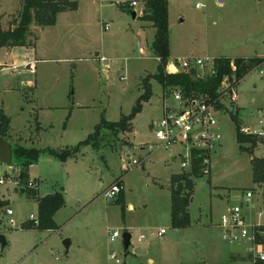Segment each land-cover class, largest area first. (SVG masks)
Segmentation results:
<instances>
[{"label": "rangeland", "instance_id": "obj_1", "mask_svg": "<svg viewBox=\"0 0 264 264\" xmlns=\"http://www.w3.org/2000/svg\"><path fill=\"white\" fill-rule=\"evenodd\" d=\"M20 1L0 0L3 29L7 30L17 16ZM77 1L78 10L58 15L53 27L32 25L29 50L18 47L11 53L9 48L0 47V62L6 63L0 71V110L4 109L11 121L8 142L43 151L28 171L30 182H38L39 197L58 192L66 197L65 206L55 216L58 232L22 229L32 215L38 219L39 199L24 187L22 192L16 184L22 167L0 164V178L6 171L13 172L12 179L0 186V202L4 203L0 207V234L8 242L6 248L0 246V264H115L109 259L113 250L123 254V264H244L232 261L230 252L244 254L246 247L225 243L219 225L229 209L241 203L249 224L261 222L264 183L255 181L254 167L264 161V144L252 149L253 145L246 143V150L241 151L232 116L237 113L241 127L256 125L255 112L249 111L263 104L260 91L264 90V79L258 72L250 73L242 82L243 94L238 96L237 105L217 115L222 140L211 153L210 169L193 177L191 226L175 230L171 225L172 179L192 168L183 170L180 158L177 163L172 161L171 154L178 156L182 147L173 148L172 153L141 152L155 142L154 129L163 114L164 87L150 78L158 70V60L149 49L156 32L153 27L144 28L147 22L139 19L149 0ZM132 1L138 3L136 19L132 11L122 9ZM168 3L173 60L250 56L253 46L263 47L264 0ZM30 41L35 42L34 47ZM33 48L35 56L30 51ZM9 54L19 55L20 63L33 59L34 72L22 65L8 69L12 65L6 61ZM144 80L152 95L132 120V131H103L99 148L83 147L66 161L50 154L85 141L103 118L119 122L130 115L145 94ZM254 84L258 90H252ZM128 153L131 160L144 165L131 166L125 173ZM119 178L125 185V214L122 204L116 202L119 196L109 201L101 194ZM247 192L253 193L254 209L243 202ZM129 203L133 210H127ZM6 208L14 211L17 227L9 226ZM162 228L167 234L159 237ZM115 230L121 237L111 243L110 234ZM126 232L132 235L128 254L122 240ZM141 236L145 237L143 242L138 241ZM67 240L69 250L64 245ZM245 258L250 260L249 255Z\"/></svg>", "mask_w": 264, "mask_h": 264}, {"label": "trees", "instance_id": "obj_2", "mask_svg": "<svg viewBox=\"0 0 264 264\" xmlns=\"http://www.w3.org/2000/svg\"><path fill=\"white\" fill-rule=\"evenodd\" d=\"M168 5V0H149L145 3L142 16L139 17L141 21L143 20L152 24V27L155 29V38L149 49L159 62L157 73L150 76V78H154L160 85H163L165 90L181 87L187 96L199 94L215 99L217 91L220 88V81L225 75H233V72H236L237 78H244L251 69L262 62L258 58H251L250 60L217 58L215 63L217 73L215 77L195 79L194 75L196 71H192V73L183 72L179 73V75H169L166 72L167 65L170 61ZM20 7L17 16L8 23L9 28L7 30L3 29L2 18H0V47L9 49L28 47V38L33 37L30 31L32 25L36 23L41 28L53 27L57 22V16L59 14L77 11L79 2L77 0H21ZM122 9L134 12V8L130 7V3L125 4ZM36 39L38 40V37ZM29 43L31 47H34V41H30ZM234 68H236L235 71ZM145 80L142 84L145 89V94L139 99L137 102L138 105L130 115L123 117L119 122H108L103 118L101 123L95 127L94 132L85 141L80 142L72 149L62 150L61 152L51 150L49 151L50 154L62 161H66L68 158L75 157V154H78L83 147L99 148L103 131H111L114 134H125L132 131V120L142 111V103L148 101L152 95L150 86ZM232 119L236 120V137L241 151L246 150L244 148V144L246 143H251L253 145L252 149L259 144H264L262 140L254 136H247L241 132V125H239L237 113L232 116ZM10 122V118L5 110H0V136L7 140L10 138ZM42 153L43 151L41 150H30L15 144L14 157L22 167L20 174L16 178L20 181L21 189L24 187L31 195L39 199L38 219L30 220L22 226V229L58 232L59 226L55 222V216L58 210L66 204L64 193L58 192L45 197H39L38 182H33L34 187L32 188L28 186L30 184L29 168L37 163ZM202 161L200 156H196L192 163V169L182 172L181 175L174 176L172 179L171 225L176 230L187 229L191 226L189 207L194 196L193 177L203 169ZM254 169L256 172L255 181L259 184L264 183V161L255 165ZM6 175L8 176V174ZM124 201L125 193L121 190L116 202L122 204V211L125 214ZM2 206H4V203L0 202V207ZM128 253L129 251L126 252V254Z\"/></svg>", "mask_w": 264, "mask_h": 264}, {"label": "built area", "instance_id": "obj_3", "mask_svg": "<svg viewBox=\"0 0 264 264\" xmlns=\"http://www.w3.org/2000/svg\"><path fill=\"white\" fill-rule=\"evenodd\" d=\"M137 6V2L130 3L132 8ZM108 28L109 23L104 25L103 30L107 31ZM216 59V57L203 56L197 57V59L179 58L178 60H171L167 65V73L179 75L183 72L192 73V71H196L195 79L215 77L217 73ZM101 60L104 61L105 59L102 58ZM1 68L2 66H0V71ZM235 70L236 68H234ZM254 72H258L260 77L264 78V61L251 69L248 75ZM242 79L237 78L236 72H233V75H225L220 81V88L215 99L199 94L187 96L181 87L165 90L163 97L164 113L154 129L155 142L147 145L148 153L152 154L163 150L172 152L173 148L182 147L183 149L180 150L181 152L177 157L178 160L180 158L181 168L189 170L192 168L194 158L200 156L203 160L204 172H207L211 165V153L222 140L221 134L217 131L219 124L217 115L226 110L227 107L234 108L237 105L238 88ZM254 118L257 119L256 125H242L241 132L264 141V109L258 110ZM136 165H144V162L140 163L137 159L130 160L126 170L129 171L131 166ZM11 175L10 170L6 171L0 178V186L10 181ZM16 184L21 187L19 180H16ZM28 186L34 187L33 181ZM121 190H123L122 179L104 188L101 194L106 200L111 201L119 196ZM253 197L252 192H247L243 197V202L250 205L252 209L256 208L255 203H252ZM242 206L241 203L230 208L222 218L219 225L221 238L227 244H243L246 247L247 255L250 256V264H264V211L259 212L261 222L251 225L244 217ZM5 214L9 217V226L17 227L14 211L11 208H6ZM31 220H35V217L32 216ZM166 232L167 230L162 229L158 235L162 237ZM120 237L119 230L112 231L110 234L111 243L116 242ZM142 240L143 238L140 237L139 241ZM109 258L115 264L124 263L123 254L121 256L116 250H113Z\"/></svg>", "mask_w": 264, "mask_h": 264}, {"label": "crops", "instance_id": "obj_4", "mask_svg": "<svg viewBox=\"0 0 264 264\" xmlns=\"http://www.w3.org/2000/svg\"><path fill=\"white\" fill-rule=\"evenodd\" d=\"M132 2H135V1H132ZM131 2V3H132ZM135 9V8H134ZM143 9H144V7H143ZM143 12V11H142ZM59 15H61V14H59ZM137 15V14H136ZM139 17V16H138ZM141 17V16H140ZM148 25H146V26H144V28L146 27V28H148V27H152V24H150V23H147ZM40 28V27H39ZM38 28V30H40ZM143 28V29H144ZM42 29H44V28H42ZM262 45H263V47H259V46H253L254 47V50H253V53L250 55V56H243V55H240V56H234V57H232V58H228V57H223V56H217L216 58H228V59H236V58H240V59H245V60H250L251 58H258V59H260L261 61H264V41L262 42ZM36 47V46H35ZM23 48H27V50H29L28 49V47H26V46H24ZM15 48H12V49H10V52L12 53V51L14 50ZM30 51H31V53H33V55L35 56L37 53H36V48H33V49H30ZM205 56H209V55H205ZM203 57V56H202ZM215 57V56H214ZM19 58H20V56L19 55H17V54H9V57L7 58L8 60H6V61H8V62H11V64L12 65H10L9 67H7L8 69H11V70H14V69H17V68H19V65H22V66H24V67H26L27 68V70L28 71H32V72H34L33 70H34V61H33V59H25V60H23L21 63L19 62ZM171 60H173L172 58H170ZM5 61H1L0 62V66H4V64H6V63H4ZM159 62V61H158ZM255 73V72H254ZM250 75V74H249ZM249 75H247V76H249ZM246 76V77H247ZM259 76V75H258ZM246 77H244L243 79H242V81L240 82V85H239V88H238V94H239V96L240 95H242L243 94V92L240 90V87H241V85H242V82L244 81V79L246 78ZM259 78L260 79H264V78H262V77H260L259 76ZM252 90H258V85L257 84H254L253 85V88H252ZM164 92H165V89H164V91H163V95H162V103H163V97H164ZM260 93H261V95H262V100H263V104H261L260 106H257V108H256V110L255 111H253V110H251V111H249V112H257L258 110H260V109H264V90L263 91H260ZM246 94H250V93H246ZM252 101H253V103H257V100L255 99V98H252L251 99ZM162 110H163V113H164V103H163V105H162ZM239 110H240V107H239ZM241 110H247L246 108H241ZM228 111V108L226 109V110H224V111H222L221 113L222 114H224V113H226ZM255 113L253 114V117H254V115H255ZM162 116H163V114H162ZM243 125V124H242ZM147 146L145 145V147H143V148H141V152L142 153H144L145 155L146 154H148V151H147ZM172 153V152H171ZM129 156V158H130V160H131V157H130V154L128 153V155L126 156V157H128ZM178 156L177 155H174L173 153L171 154V158H172V161H173V163H177L178 162V158H177ZM130 160H128V161H130ZM126 167L127 166H124V170H125V173H128V171L126 170ZM13 173V172H12ZM174 176H177V175H174ZM120 179V178H119ZM122 179V178H121ZM122 184H123V193H125V185H124V180H122ZM101 186H103V184L101 185ZM125 202V201H124ZM126 203V202H125ZM126 207H127V210L129 211V210H133L135 207H134V205L132 204V203H129L128 205H126ZM172 213V212H171ZM33 216V215H32ZM31 220V219H30ZM174 228V227H173ZM129 229H130V227H129ZM162 229H164V228H162ZM162 229H160V230H162ZM165 230H167V229H165ZM176 230V229H175ZM159 233V232H158ZM157 233V234H158ZM154 234V233H153ZM166 234H167V232H166ZM166 234L164 235V236H166ZM159 236V235H158ZM142 238H143V240L142 241H139V238H138V241L139 242H143L144 240H145V237L144 236H141ZM160 237V236H159ZM231 245V244H230ZM237 245H243V244H237ZM236 245V246H237ZM247 256V253L245 252L244 254L242 253V252H230V256H231V260L232 261H235V262H242V263H244V264H250V261L249 260H247L246 258L244 259V257L245 256ZM110 257V256H109ZM239 257V258H238ZM110 259V258H109ZM202 259H204V257L202 258ZM149 263H152V259H149Z\"/></svg>", "mask_w": 264, "mask_h": 264}, {"label": "water", "instance_id": "obj_5", "mask_svg": "<svg viewBox=\"0 0 264 264\" xmlns=\"http://www.w3.org/2000/svg\"><path fill=\"white\" fill-rule=\"evenodd\" d=\"M131 15H133L134 19H136L138 16L136 15V12H132ZM14 148H15V145L11 144L10 142H8L7 139L0 136V164L1 165L5 164L9 166L10 168H16V167L21 168V165L15 160ZM10 173H12V170H10ZM22 192H24V189H22ZM131 238H132V235L131 233H128V232L124 233L122 236L123 247H125L126 252L130 250ZM7 245H8V242H7L6 236L3 234H0V246L2 247V249H4L6 248ZM64 245L67 248V250H69L68 247L70 245V242L68 240L64 243ZM200 257L202 259L203 255L200 254Z\"/></svg>", "mask_w": 264, "mask_h": 264}]
</instances>
